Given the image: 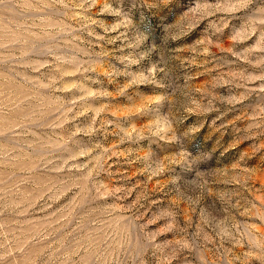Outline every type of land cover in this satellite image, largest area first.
Returning a JSON list of instances; mask_svg holds the SVG:
<instances>
[{"label": "rangeland", "instance_id": "374dc122", "mask_svg": "<svg viewBox=\"0 0 264 264\" xmlns=\"http://www.w3.org/2000/svg\"><path fill=\"white\" fill-rule=\"evenodd\" d=\"M0 264H264V0H0Z\"/></svg>", "mask_w": 264, "mask_h": 264}]
</instances>
